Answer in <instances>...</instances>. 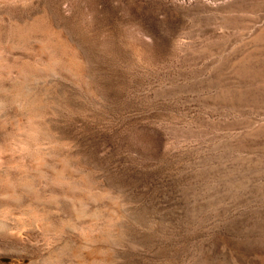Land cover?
I'll use <instances>...</instances> for the list:
<instances>
[{
	"label": "rangeland",
	"instance_id": "rangeland-1",
	"mask_svg": "<svg viewBox=\"0 0 264 264\" xmlns=\"http://www.w3.org/2000/svg\"><path fill=\"white\" fill-rule=\"evenodd\" d=\"M264 0H0V264H264Z\"/></svg>",
	"mask_w": 264,
	"mask_h": 264
},
{
	"label": "bare ground",
	"instance_id": "bare-ground-1",
	"mask_svg": "<svg viewBox=\"0 0 264 264\" xmlns=\"http://www.w3.org/2000/svg\"><path fill=\"white\" fill-rule=\"evenodd\" d=\"M264 54V53H263Z\"/></svg>",
	"mask_w": 264,
	"mask_h": 264
}]
</instances>
